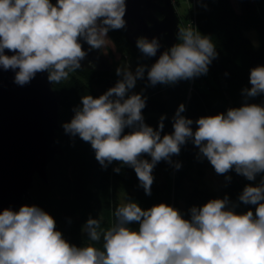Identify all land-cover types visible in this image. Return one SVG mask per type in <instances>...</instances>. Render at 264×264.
Returning a JSON list of instances; mask_svg holds the SVG:
<instances>
[{
    "label": "clouds",
    "instance_id": "obj_1",
    "mask_svg": "<svg viewBox=\"0 0 264 264\" xmlns=\"http://www.w3.org/2000/svg\"><path fill=\"white\" fill-rule=\"evenodd\" d=\"M124 14L125 0H0V66L18 69L14 82L20 86L44 71L59 82L85 56L79 38L101 47L109 28L124 26ZM180 39L148 70L153 85L207 72L216 55L211 39L190 27L181 30ZM137 47L155 56L158 43L140 38ZM6 49L14 54L6 55ZM143 75L142 66L135 74L125 71L103 95L83 96L82 107L64 124L66 132L90 142L101 165L119 161L132 166L149 192L153 166L178 154L192 138L218 174L234 168L252 181L264 172V105L245 103L226 114L201 116L193 131L181 104L174 131L161 135L162 122L158 129L143 123L145 99L126 96ZM250 84L244 90L248 97L264 93V66L251 69ZM126 127L132 130L125 134ZM145 154L151 161L141 159ZM239 198L256 205L255 213L228 209L225 199L192 208L190 220L166 203L147 210L135 202L122 204L115 212L118 224L103 233V250L70 244L55 230L53 217L35 205L5 208L0 211V264H264V184L246 186ZM132 222L139 223L138 230L127 226ZM99 227V221H87L92 241L100 239Z\"/></svg>",
    "mask_w": 264,
    "mask_h": 264
},
{
    "label": "trees",
    "instance_id": "obj_2",
    "mask_svg": "<svg viewBox=\"0 0 264 264\" xmlns=\"http://www.w3.org/2000/svg\"><path fill=\"white\" fill-rule=\"evenodd\" d=\"M189 1L196 33L210 38L215 46L216 55L211 58L206 73L153 85L147 72L158 58L144 54L137 47L138 40L129 41L126 24L119 29L109 28L107 32L115 47L114 52L109 48L108 60L115 59L117 52L122 58L133 60L137 67L144 68V75L140 77L145 92L142 96L145 99L143 123L158 129L162 122L161 135L174 131V116L181 104L184 105L181 115L193 121V131L201 116L226 114L228 109L245 103L264 105V93L248 97L244 91L251 87V69L264 66V0H240L239 10L233 0ZM157 15L162 16L159 12ZM249 31L255 32L256 37L248 35ZM180 42L179 37L177 43ZM110 63L111 70L79 67L68 71L67 78L53 82L60 103L55 142L62 153L49 163L46 179L38 174L34 176L30 199L22 205H35L51 215L55 230L70 244L78 247L91 244L100 250H103L104 231L119 222L116 209L129 202L137 203L144 210L166 203L185 219L192 213V208L211 199H225L226 208L237 213L248 210L255 213L256 205L245 204L239 197L246 186L264 184V172L258 173L252 181L234 168L218 174L192 138L180 145L178 154L153 166V182L150 191L146 192L132 166L119 161L101 165L90 142L65 131L64 124L70 122L75 110L82 107L83 96L99 97L123 79L114 70L113 62ZM131 130L126 127L124 132ZM141 159L151 161L147 154ZM210 168L223 178L224 184L215 189L205 185ZM89 219L99 221L100 239L97 241H92L85 232ZM127 226L139 229L138 222Z\"/></svg>",
    "mask_w": 264,
    "mask_h": 264
},
{
    "label": "water",
    "instance_id": "obj_3",
    "mask_svg": "<svg viewBox=\"0 0 264 264\" xmlns=\"http://www.w3.org/2000/svg\"><path fill=\"white\" fill-rule=\"evenodd\" d=\"M53 4L56 0H51ZM157 12L161 13L159 17ZM124 24L128 39L158 43L156 57L177 44L180 18L173 0H125ZM85 66L111 70L102 46L93 48L80 37ZM6 55L14 53L5 50ZM17 70L0 66V211H17L33 187L34 176L46 179L49 163L62 149L55 142L59 128V96L47 71L38 72L23 86L14 82Z\"/></svg>",
    "mask_w": 264,
    "mask_h": 264
},
{
    "label": "rangeland",
    "instance_id": "obj_4",
    "mask_svg": "<svg viewBox=\"0 0 264 264\" xmlns=\"http://www.w3.org/2000/svg\"><path fill=\"white\" fill-rule=\"evenodd\" d=\"M235 7L239 10L240 9V0H233ZM173 3L177 9L179 18H180V26L182 29L192 28L194 32L195 31V25L193 20V12L191 10L192 3L189 0H173ZM160 17V16H159ZM98 25L102 26L100 22H98ZM248 35H251L253 37H256L255 32L249 31ZM105 43L102 45V52L104 56L108 57L109 48H111L114 52L115 47L112 43L109 35L107 34L104 37ZM108 59V58H107ZM110 60V59H109ZM109 62H113L114 64V70L117 72V69H120V75L123 77V74L125 71H131L133 74H135L136 69L138 68L135 65V62L128 57L122 58L119 53H115V59H112ZM111 64V63H110ZM112 66V65H111ZM144 89L140 81V77L136 79L135 86L128 90L127 94H140L141 96L144 95ZM223 178L218 176L214 171L210 168L206 174L205 177V185L211 189H215L223 185ZM204 204L197 207L199 209ZM182 206H184V203L182 202ZM192 213L188 216L187 219H191ZM85 232L88 233L87 228H85Z\"/></svg>",
    "mask_w": 264,
    "mask_h": 264
}]
</instances>
